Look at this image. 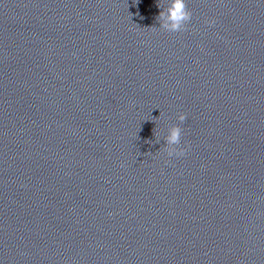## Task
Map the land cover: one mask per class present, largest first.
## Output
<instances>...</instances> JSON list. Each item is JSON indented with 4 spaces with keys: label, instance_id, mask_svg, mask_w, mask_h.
Instances as JSON below:
<instances>
[{
    "label": "clouds",
    "instance_id": "clouds-1",
    "mask_svg": "<svg viewBox=\"0 0 264 264\" xmlns=\"http://www.w3.org/2000/svg\"><path fill=\"white\" fill-rule=\"evenodd\" d=\"M159 7V4H158ZM192 19V13L188 10L185 0H172L171 5L167 8V14L161 11L158 14V20L165 22L160 25L165 32L177 33L186 31L187 24ZM210 26L215 24V20L207 22ZM178 120L183 123L186 120V114L181 113ZM182 128L179 125H173L169 129L168 135L165 137V147L163 152L168 157H182L186 155L188 148L181 147ZM169 161H166V163Z\"/></svg>",
    "mask_w": 264,
    "mask_h": 264
}]
</instances>
